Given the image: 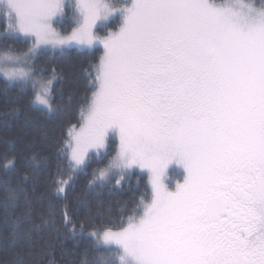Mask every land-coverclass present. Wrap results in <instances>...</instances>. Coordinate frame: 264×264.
<instances>
[{
    "label": "snow or ice",
    "instance_id": "1",
    "mask_svg": "<svg viewBox=\"0 0 264 264\" xmlns=\"http://www.w3.org/2000/svg\"><path fill=\"white\" fill-rule=\"evenodd\" d=\"M63 7L64 0H2L15 31L34 46L0 53V63L30 57L42 45H92V30L113 15L103 0H79V27L61 37L52 21ZM119 11L118 32L101 41L98 90L81 114L71 162L80 168L90 149L99 152L109 132L118 133L109 170L148 169L153 197L122 231L90 233L96 249L111 255L108 264H264V6L132 0ZM30 75L6 72L5 82L26 91ZM51 84L39 82L30 105L52 111ZM171 164L185 173L175 191L162 183ZM106 178L105 171L96 176ZM56 183L63 193L70 181ZM6 191L5 226L23 189ZM22 219L12 223V236ZM93 264L105 262L96 257Z\"/></svg>",
    "mask_w": 264,
    "mask_h": 264
},
{
    "label": "trees",
    "instance_id": "2",
    "mask_svg": "<svg viewBox=\"0 0 264 264\" xmlns=\"http://www.w3.org/2000/svg\"><path fill=\"white\" fill-rule=\"evenodd\" d=\"M252 1L264 6V0ZM70 10L64 23L55 21L64 33L76 25ZM120 19L119 15L108 26L118 28ZM6 26L0 19L1 51L31 47L30 39L7 32ZM103 53L100 46L70 47L42 49L32 57L30 65L35 72L52 80L50 112L30 105L36 91L30 82L25 91L19 83H6L0 75V264H93L96 257L108 264L111 255L96 249L89 234L98 237L105 230L123 228L152 201L149 176L139 170L96 180L117 154L113 139L105 153L92 155L80 168L71 162L70 133L83 124L81 114L86 116L97 91L96 70ZM170 175L182 180L184 173L173 168ZM58 180L70 181L63 193L58 192ZM5 181L7 185L2 183ZM168 184L175 188L171 179ZM9 186L23 191L17 193L5 226L2 205ZM18 217L23 218L22 231L12 236L11 225Z\"/></svg>",
    "mask_w": 264,
    "mask_h": 264
},
{
    "label": "rangeland",
    "instance_id": "3",
    "mask_svg": "<svg viewBox=\"0 0 264 264\" xmlns=\"http://www.w3.org/2000/svg\"><path fill=\"white\" fill-rule=\"evenodd\" d=\"M104 3H106L107 5H109V7H111L113 9V15L109 16V18L104 21L102 24L101 23H98L97 26L92 30L93 31V36L96 40V42L92 45H72V46H67L63 49H66V48H70V47H77V48H94V47H97V46H100L104 49V46L103 44L101 43L102 40L106 39L108 37V35L110 33H115V32H118L120 26L118 27V29H113L112 31L110 29L108 24L109 22L116 18L119 14H120V9H123L125 7H130L131 6V3H132V0H103ZM211 3H214L216 5H221V4H224V3H227L228 0H210ZM233 2L235 3H239V4H245V5H252L254 6L256 9H260L261 7L256 5L252 0H233ZM79 3V0H64V7H63V13L57 17H54L53 18V21H52V28L61 36V37H67L69 35H71V33L76 30L78 27H79V21H80V13H79V10L78 8L76 7V5ZM0 4H2V0H0ZM69 8H72L73 10H70V11H73L72 13V20L74 19V21L76 22V25L67 33H64L61 28L57 27L55 25V21L60 19V21L62 23H64L67 18H70L69 17V13H68V10ZM121 16V19H123L122 15L120 14ZM0 19H4L6 21V31L7 32H11V33H14V34H18V35H22L24 36L22 33H18L15 31L14 29V25H15V21L8 17L7 16V12L3 9V8H0ZM12 26L13 30L12 31H8L9 27ZM101 27V30H99L98 28ZM109 30V31H108ZM25 37V36H24ZM28 39L31 40L32 42V45L30 48H32L34 46V40L32 37H26ZM42 49H52V50H61L59 48H53L52 46L50 45H42L40 46V48L38 50H36L30 57H27V58H24V59H21L20 61H11V62H8L7 64H4V63H0V75H2L4 78H6L5 76V73L6 72H10V71H24V72H28L30 73V78H29V81L30 83H32L33 81H36L37 82V88H36V91H38V86H39V82H47L48 80H45L43 79L39 74H37L35 72V70L31 67V59L32 57L40 50ZM27 50H22V51H18V52H12V51H1L0 50V53H5V52H8L10 53L11 55H21L22 53H25L27 52ZM105 54V49H104V53H103V56ZM102 56V57H103ZM98 90V88H97ZM87 115V113H86ZM84 123V122H83ZM83 125V124H82ZM81 125V126H82ZM80 126V127H81ZM80 127L76 128V129H73L70 133L71 137L73 138V144H72V149L75 147V141H74V133L75 132H78ZM115 140L116 141V144H117V149L119 150V147H120V144H119V134L118 133H112V132H109L108 134V137L106 139V142H105V147L100 149L99 152H97L95 149H90L89 152H88V155H87V158H86V162L90 159V157L92 155H101L103 153H105L107 150H108V147L111 143V140ZM118 150H117V153H118ZM72 154V152H71ZM117 156V154H116ZM115 156V157H116ZM114 157V158H115ZM114 158L110 161L112 162V164L114 165L115 163V160ZM85 162V163H86ZM75 168V167H74ZM110 168V164H108L104 169L100 170V171H105L107 172V178L103 181H106L107 179H109L111 176L115 175V174H118V173H122L121 171H117V170H109ZM173 168H176L178 170H182L183 169L178 165V164H171L168 166V168L166 169L165 173H164V176L162 178V183L164 185V187L168 190V191H175V189H171L169 187V184H168V180L171 179V175H170V170L173 169ZM132 170H139L141 172H144L146 173L148 176H149V179H150V183H151V173L149 172L148 169H141L139 166H135L133 167L132 169L128 170V171H132ZM99 171V172H100ZM99 172H98V175H99ZM173 178V181L175 182L176 181V185L177 184H182L184 182L183 181H180L176 178ZM151 202H149L148 204H150ZM147 204V205H148ZM144 211V210H143ZM143 215V213L136 217V219L138 220L141 216ZM126 226H124L123 228L121 229H116V230H105V231H112V232H119V231H122ZM102 235V234H101ZM100 235V236H101ZM99 237V236H98Z\"/></svg>",
    "mask_w": 264,
    "mask_h": 264
},
{
    "label": "flooded vegetation",
    "instance_id": "4",
    "mask_svg": "<svg viewBox=\"0 0 264 264\" xmlns=\"http://www.w3.org/2000/svg\"><path fill=\"white\" fill-rule=\"evenodd\" d=\"M175 169H176V168H175ZM176 170L184 173V171H182V170H178V169H176ZM184 177H185V173H184V175H183V179H182V180H181V179H178V180L183 181V180H184ZM171 181H173L172 178H171ZM175 188H176V181H175ZM175 188H174V189H175Z\"/></svg>",
    "mask_w": 264,
    "mask_h": 264
},
{
    "label": "bare ground",
    "instance_id": "5",
    "mask_svg": "<svg viewBox=\"0 0 264 264\" xmlns=\"http://www.w3.org/2000/svg\"><path fill=\"white\" fill-rule=\"evenodd\" d=\"M120 15V14H119ZM118 15V16H119ZM121 20V19H120ZM122 21V20H121ZM121 25V24H120ZM120 25H118V27L120 26ZM114 29V28H113ZM113 29H110L111 31L113 30ZM118 29V28H117ZM109 31V30H108ZM86 49H89V48H86ZM76 129V128H75ZM70 145H71V143H70ZM116 156V155H115ZM111 161V160H110ZM110 164V163H109Z\"/></svg>",
    "mask_w": 264,
    "mask_h": 264
}]
</instances>
